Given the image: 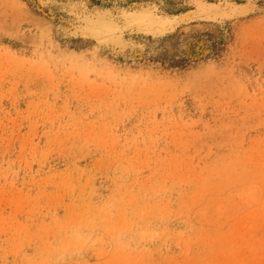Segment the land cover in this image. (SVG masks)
<instances>
[{
	"label": "rangeland",
	"instance_id": "obj_1",
	"mask_svg": "<svg viewBox=\"0 0 264 264\" xmlns=\"http://www.w3.org/2000/svg\"><path fill=\"white\" fill-rule=\"evenodd\" d=\"M196 1L0 0V264H264V0Z\"/></svg>",
	"mask_w": 264,
	"mask_h": 264
},
{
	"label": "bare ground",
	"instance_id": "obj_2",
	"mask_svg": "<svg viewBox=\"0 0 264 264\" xmlns=\"http://www.w3.org/2000/svg\"><path fill=\"white\" fill-rule=\"evenodd\" d=\"M196 5H197L196 10L194 9L193 11L191 10L189 12H185V13L180 14V15H174L172 17L170 16L171 18H165V19H163L161 21L160 20H156L155 18H151V22H152V24H150L151 25V28L149 27L147 29H149V30L150 29H153V30L159 31L161 29H164V25L165 24L168 25L169 27H173L174 25L178 24L180 21L188 20L189 18L193 17L194 15L195 16L198 15V14L200 16L203 15L204 12H205V7L206 6H211L212 7V6H216L217 4L204 3L201 0H197L196 1ZM206 9H207V7H206ZM214 12L216 13L217 11H214ZM206 13H208V11ZM209 13H211V12L209 11Z\"/></svg>",
	"mask_w": 264,
	"mask_h": 264
}]
</instances>
